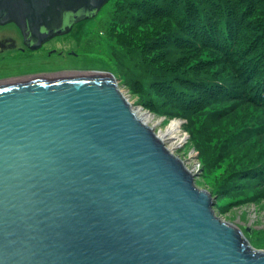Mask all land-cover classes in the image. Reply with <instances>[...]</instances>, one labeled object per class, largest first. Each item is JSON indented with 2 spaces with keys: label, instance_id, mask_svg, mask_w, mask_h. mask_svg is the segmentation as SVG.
Instances as JSON below:
<instances>
[{
  "label": "water",
  "instance_id": "water-1",
  "mask_svg": "<svg viewBox=\"0 0 264 264\" xmlns=\"http://www.w3.org/2000/svg\"><path fill=\"white\" fill-rule=\"evenodd\" d=\"M109 1L0 0V25L36 50ZM200 174L106 72L0 82V264H264Z\"/></svg>",
  "mask_w": 264,
  "mask_h": 264
},
{
  "label": "rangeland",
  "instance_id": "rangeland-1",
  "mask_svg": "<svg viewBox=\"0 0 264 264\" xmlns=\"http://www.w3.org/2000/svg\"><path fill=\"white\" fill-rule=\"evenodd\" d=\"M131 13L138 11L127 1L110 0L94 19L54 38L22 64L10 59L11 52L0 54L4 60L0 80L62 72L114 76L133 107L150 116L149 125L155 132L166 134L171 122L180 123L171 135L174 142L167 141V145L195 174L201 172L195 183L213 194L217 215L239 226L255 248L264 250V107L228 101L222 91L209 94L194 87L193 77L226 78L237 86L227 57L200 45L199 40L195 46L185 43L170 48V41L154 46L155 38L179 29L167 18L132 19ZM251 18L242 28L264 25V11ZM10 24L4 26L10 29ZM163 76L178 77L174 82L200 101L174 108L175 100L154 84Z\"/></svg>",
  "mask_w": 264,
  "mask_h": 264
},
{
  "label": "trees",
  "instance_id": "trees-1",
  "mask_svg": "<svg viewBox=\"0 0 264 264\" xmlns=\"http://www.w3.org/2000/svg\"><path fill=\"white\" fill-rule=\"evenodd\" d=\"M125 1L130 4V8L138 11V14L131 13L130 18H167L179 29L178 33L155 38L154 46H166L167 41H170V48L185 43L195 46L194 43L199 40L200 45L212 47L227 57L234 69V76L237 77V86L234 81L226 78L217 80L210 77H193L195 80L191 79V84L194 87H199L209 94L222 91L228 101L237 99L264 107V25H254L251 29L242 28L246 19L262 14L264 0ZM255 28V31H251ZM177 78L163 76L156 79L154 84L164 89L167 97L175 100L174 108H184V105L200 101L174 82Z\"/></svg>",
  "mask_w": 264,
  "mask_h": 264
},
{
  "label": "flooded vegetation",
  "instance_id": "flooded-vegetation-1",
  "mask_svg": "<svg viewBox=\"0 0 264 264\" xmlns=\"http://www.w3.org/2000/svg\"><path fill=\"white\" fill-rule=\"evenodd\" d=\"M94 18L95 17H91V18H86V19H81L79 21H75L76 19L74 17L68 16L66 18V20L67 21H70V20L74 21L73 22V28H72V30H73L76 25L85 23L86 21L94 19ZM10 25H12L13 28L10 27V29H8L6 26L0 25V54L2 55V54H5L7 52L13 53V55H10V59H12L13 61L15 60L14 62L22 64L23 60L29 59L32 54H36L39 51H41L42 48L51 41L50 40V41L44 43L41 48L33 50L30 48V46H28L26 44V39H25L21 29L15 23H12ZM72 30L70 31V33L72 32ZM64 35H66V34H64ZM59 36H63V35H59ZM19 52H21L22 54H20ZM18 55L24 56L26 58H20V56H18ZM52 55L49 54V56H52ZM78 55H79L78 53H74V56L78 57ZM3 61H4L3 58L0 57V62H3ZM32 63H34V62H32ZM23 78L26 79L28 77H22L21 76V79H23ZM21 81H24V80H21ZM0 82H2V81L0 80ZM5 82H9V81H5Z\"/></svg>",
  "mask_w": 264,
  "mask_h": 264
},
{
  "label": "bare ground",
  "instance_id": "bare-ground-1",
  "mask_svg": "<svg viewBox=\"0 0 264 264\" xmlns=\"http://www.w3.org/2000/svg\"><path fill=\"white\" fill-rule=\"evenodd\" d=\"M77 73H86V72H62V73H57V74H52V75L77 74ZM40 76H50V75L49 74H47V75H38V76H34V77H28L26 79L40 77ZM24 79L25 78L19 79V80H24ZM19 80H11L9 82L19 81ZM134 109H135V113L137 114L138 118L142 121V123L149 125V118H150V116L147 113H145V112H141V110H139V109L137 110L136 107H134ZM179 126H180V123L179 122L173 121V122L170 123L169 128H168V132L166 134H164V133H159L158 134L157 132H155L158 135V137L163 141V143L168 147V149H170L171 151H172V148L169 147V145H167L166 142L167 141H173L174 142V140H173L174 139V136H171V135L175 133V130H177L179 128ZM153 130H154V128H153ZM172 152L174 153V151H172ZM190 170L193 173H195V169L194 170L193 169H190Z\"/></svg>",
  "mask_w": 264,
  "mask_h": 264
}]
</instances>
